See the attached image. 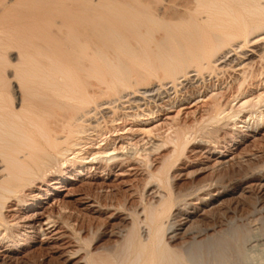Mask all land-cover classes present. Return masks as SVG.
Returning <instances> with one entry per match:
<instances>
[{"label": "bare ground", "instance_id": "1", "mask_svg": "<svg viewBox=\"0 0 264 264\" xmlns=\"http://www.w3.org/2000/svg\"><path fill=\"white\" fill-rule=\"evenodd\" d=\"M16 47L22 107L0 94V242L12 237L4 232L7 204L23 200V189L49 172L62 176L76 161L85 167L81 160L99 159L103 147L80 154L94 136H103L104 126L128 116L154 119L165 106L210 94L213 105L200 127L211 125L204 134L212 137L220 122L236 121L264 101H242L246 82L259 72L254 62H264V0H0V60L4 49ZM228 71L236 72L226 87L232 102L242 101L236 109L220 101L227 91L212 81ZM191 133L178 127L167 137L175 144L174 159L157 169L146 154L150 198L144 194L142 206L129 208L130 227L112 233L118 243L96 254L85 249L84 264H247L248 244L264 235L257 232L264 231V207L251 215L259 230L242 223L246 216L227 213L211 225H187L202 214L188 201L206 188L226 186L218 178L177 190L172 169ZM226 187L210 199L230 193ZM258 189L264 196L263 182ZM46 220H39L40 231L56 222Z\"/></svg>", "mask_w": 264, "mask_h": 264}, {"label": "rangeland", "instance_id": "2", "mask_svg": "<svg viewBox=\"0 0 264 264\" xmlns=\"http://www.w3.org/2000/svg\"><path fill=\"white\" fill-rule=\"evenodd\" d=\"M257 61L253 69L264 73L260 68L264 62ZM20 66L19 49H4L0 60V94H6L17 110L22 107L21 94L16 91L18 84H22L17 75ZM259 72L246 82L242 101L264 99V74L258 76ZM221 75L212 81L227 91L226 87L236 72L228 71L225 76ZM207 84L211 85L210 82ZM227 93L220 101L224 105L231 102V107L238 108L242 101L232 102ZM212 100L207 94L200 99L183 100L174 107L165 106L154 114V119L128 116L118 120L117 126L102 124L103 136H94L95 140L86 144L80 155L89 150V153L101 151V147L106 149L105 154L98 155L99 159L92 160L93 156H90L81 160L87 165L85 167L76 161L73 163L76 166L69 167L62 176L58 175L59 170L52 176L49 172L46 178L23 189V200H12L7 204L3 216L8 230L4 232L12 237L0 242V264H84L81 259L85 249L90 248L96 254L104 247L118 243L120 237L112 233L130 227L129 210L142 206L144 194L147 198L151 196L150 192L147 193L150 173L144 157L150 153L154 158L153 169H157L165 159L172 161L175 144L166 141L178 127L192 129V137L191 144L172 169L177 190H188L195 184L218 178H223L227 186L214 185L190 199L188 203L202 214L187 225L193 222L211 225L214 217L227 213L235 217L246 216L244 219L250 220V225L245 220L239 224L242 222L259 230L255 228L260 226L259 222L252 220L251 215L254 210L257 212L264 207V196L258 189V182L264 183V101L241 111L236 121L223 120L218 124L220 130L207 137L204 133L213 127L208 125L202 129L200 126L208 117ZM231 107L226 112H231ZM196 128L199 129L195 133ZM147 130L150 132L145 133ZM164 142L165 147L156 151L157 146ZM76 153L78 151L69 158L75 157ZM257 164L263 167L256 169ZM65 165L60 170L65 169ZM225 187L230 193L220 199H210L211 195L216 197L223 193ZM241 187L242 192L238 190ZM51 216L56 222L45 225L44 231H40L39 220L45 222ZM33 222L34 228L31 227ZM260 231H257L260 235L264 234L263 230ZM247 248L244 258L247 264H264V235L260 241L249 243ZM78 250L81 252L75 254Z\"/></svg>", "mask_w": 264, "mask_h": 264}]
</instances>
